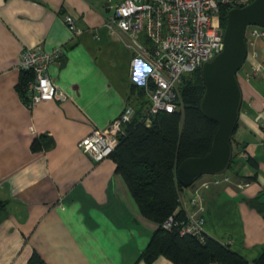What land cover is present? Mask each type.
<instances>
[{"label":"crops","instance_id":"1","mask_svg":"<svg viewBox=\"0 0 264 264\" xmlns=\"http://www.w3.org/2000/svg\"><path fill=\"white\" fill-rule=\"evenodd\" d=\"M109 0H0V264H173L141 251L158 223L144 216L110 156L94 160L78 141L106 129L125 106H145L146 65L104 24ZM65 13L75 17L78 34ZM149 44L148 40H145ZM62 46L48 65L64 100L29 107L18 66L25 48ZM264 57V41L256 43ZM237 72L241 102L231 135L229 180L200 174L179 192L177 209L204 218L202 231L253 261L264 247V77ZM40 141L33 147V141ZM240 152H243L242 155ZM216 173V172H215ZM253 175V176H252ZM252 176V177H249ZM247 185H240L241 181ZM198 193L203 210L190 202ZM254 264V263H250Z\"/></svg>","mask_w":264,"mask_h":264},{"label":"built area","instance_id":"2","mask_svg":"<svg viewBox=\"0 0 264 264\" xmlns=\"http://www.w3.org/2000/svg\"><path fill=\"white\" fill-rule=\"evenodd\" d=\"M251 0H109V14L104 24L110 33L117 34L132 51L131 66L140 62L146 65L142 86L147 99L143 121L149 125L151 115L158 111L173 112L182 109L180 85L184 75L201 67L223 47V28L220 17L222 7L242 6ZM64 20L73 34H78L75 17L65 13ZM247 52L244 62L248 64L245 75L264 77V57L258 58L256 43L264 41V25L249 24L245 29ZM149 41V44L145 42ZM63 48L49 50L25 48L20 52L18 66L29 72L24 82L26 103L29 107L42 100H64L65 93L53 82L48 72L50 62L61 57ZM264 103V100H263ZM134 109L127 105L111 120L106 129L93 128L83 136L78 145L94 160L109 156L115 148L124 125L131 120ZM264 128V123L262 124ZM242 155L243 152H240ZM209 180L218 183L229 180L228 174L212 173ZM240 185L249 184L241 181ZM190 202L203 210L201 197L194 193ZM200 215L185 214L176 218L170 214L164 227L179 225L181 234L190 233L203 240ZM206 264H223L213 259Z\"/></svg>","mask_w":264,"mask_h":264},{"label":"trees","instance_id":"3","mask_svg":"<svg viewBox=\"0 0 264 264\" xmlns=\"http://www.w3.org/2000/svg\"><path fill=\"white\" fill-rule=\"evenodd\" d=\"M227 10L222 7V27L225 25ZM22 72L20 88L26 99L24 82L29 72ZM192 72L194 78L184 75L180 85L181 110L158 111L151 115V122L147 125L142 119L147 104L145 99L144 108L133 113L109 154L115 162V170L122 174L141 213L158 223L141 255L150 261L162 254L173 264H206L213 259L223 264H264V247L251 262L231 249L228 243L220 242L212 236L203 233V240H200L190 233L181 234L179 225H162L172 213L178 219L185 216L182 209H177L179 192L184 186L176 174L178 163L185 157L207 153L217 127L216 122L205 116L200 109L204 91L200 67ZM39 145L40 141L35 138L33 147ZM228 166H235L233 152ZM249 202L264 212L263 202L257 199H250ZM5 203V200L0 199V210ZM25 264L46 263L33 253Z\"/></svg>","mask_w":264,"mask_h":264},{"label":"water","instance_id":"4","mask_svg":"<svg viewBox=\"0 0 264 264\" xmlns=\"http://www.w3.org/2000/svg\"><path fill=\"white\" fill-rule=\"evenodd\" d=\"M249 24L264 25V0H251L242 6L228 8L223 47L200 67L204 84L200 109L216 122L217 127L207 153L185 157L178 163L176 174L184 186L191 184L202 173L220 172L228 166L231 134L241 102L237 72L245 60V29Z\"/></svg>","mask_w":264,"mask_h":264},{"label":"rangeland","instance_id":"5","mask_svg":"<svg viewBox=\"0 0 264 264\" xmlns=\"http://www.w3.org/2000/svg\"><path fill=\"white\" fill-rule=\"evenodd\" d=\"M239 70H240V69H239ZM186 77L194 78V74H193V72H190V73L186 74ZM225 169H227V168H225Z\"/></svg>","mask_w":264,"mask_h":264}]
</instances>
